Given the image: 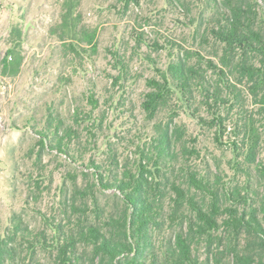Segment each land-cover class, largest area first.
I'll return each instance as SVG.
<instances>
[{"label":"trees","instance_id":"obj_1","mask_svg":"<svg viewBox=\"0 0 264 264\" xmlns=\"http://www.w3.org/2000/svg\"><path fill=\"white\" fill-rule=\"evenodd\" d=\"M118 1L129 10L142 0ZM173 1L191 20L192 39L199 44L188 46L171 33L163 38L165 67L149 57L155 76L146 80L140 102L147 129L129 137L132 147L122 154L106 144V161L98 166L91 160L94 172L83 173L81 187L66 190L64 182L66 222L49 224L50 241L44 231L22 230L15 215L12 229L0 232V264H45L38 260L39 245L50 252L51 264H264V148L258 127L264 126V0ZM79 7V0H65L60 24L61 41L71 36L66 47L77 55L81 45L98 48L97 30L82 25ZM135 33L130 56L112 53L119 70L114 83L132 75L133 53L144 44L160 47L162 40L148 43L143 32ZM5 61L4 69L17 76L23 62L18 49ZM88 101L97 110L93 95ZM182 116L207 126L216 146L235 153L230 176L215 153L210 163L198 136H188L187 125L177 122ZM71 120L48 118L38 133V163L45 151L76 164L78 157L86 160L84 145L100 150L95 131L104 128L103 117L77 108ZM230 121L237 138L227 143ZM133 126L131 121L129 134ZM35 179L42 181L41 173ZM109 191L114 204L105 206L101 197Z\"/></svg>","mask_w":264,"mask_h":264},{"label":"rangeland","instance_id":"obj_2","mask_svg":"<svg viewBox=\"0 0 264 264\" xmlns=\"http://www.w3.org/2000/svg\"><path fill=\"white\" fill-rule=\"evenodd\" d=\"M64 2L65 0H0L2 234L12 229L16 215L22 219V230L27 227L35 235L44 231L50 241L53 230L49 224L66 222L60 202L64 182L67 183L66 190L71 191L76 183L81 187L85 179L83 173L94 172L91 160H95L96 165L100 166L106 161L109 147L119 149L120 153L124 152L123 148L132 147L128 143L129 137L139 129H147L140 111L141 95L145 92L146 80L155 76L149 57L156 60L159 67H165L167 62L163 38L172 33V38L176 41L185 38L188 46L198 47L199 44L198 39H192L191 20L184 16V10L173 0H142L140 5H132L129 10H124L118 0H79L81 23L88 30H97L98 48L93 52L91 47L81 45L82 50L77 55L66 47L71 36L65 35V43L61 41L60 24ZM135 32H143V38L148 43L156 39L162 41L157 49L150 50L144 44L141 51L133 53L134 60L129 64V70L132 68L133 73L131 75L130 72L119 85L120 83H114L119 70L112 53L116 50L122 54L127 52L130 56L135 44ZM14 47L23 58L17 76L4 69L5 60ZM134 54L141 55L148 62ZM90 95L99 102L97 110L88 101ZM243 105L250 110L256 109L246 102ZM77 108L103 117L104 128L95 131L100 150L94 151L91 146L84 145L80 150L86 151V160L78 157L76 164H70L66 157L57 155L56 152L45 151L42 162L38 163V133L45 128L48 118L60 117L70 123ZM118 108L120 111L114 115ZM236 114L237 112L233 113L234 120L239 122L240 115ZM84 120L89 123L88 117ZM131 121L135 126L132 127V134H129ZM177 122L187 125L188 136L199 137L200 149L207 154L210 163H214L210 155H217L227 176H230V162L235 153L230 148H224L223 151L216 146L207 126L191 122L185 116L177 119ZM258 127L262 133L261 148H264V126L259 122ZM234 129L235 124L230 121L224 142L237 138L233 133ZM81 130L85 132L84 129ZM134 153L133 148L132 157ZM259 160H264V153L259 156ZM38 173H41L42 181H36ZM112 196V191L102 195L105 206L108 202L111 206L114 204L110 201ZM37 255L38 260L51 264L50 252L40 245Z\"/></svg>","mask_w":264,"mask_h":264}]
</instances>
